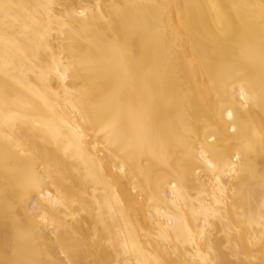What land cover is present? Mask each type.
Instances as JSON below:
<instances>
[{
	"label": "bare ground",
	"instance_id": "obj_1",
	"mask_svg": "<svg viewBox=\"0 0 264 264\" xmlns=\"http://www.w3.org/2000/svg\"><path fill=\"white\" fill-rule=\"evenodd\" d=\"M0 264H264V0H0Z\"/></svg>",
	"mask_w": 264,
	"mask_h": 264
}]
</instances>
